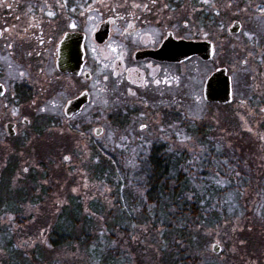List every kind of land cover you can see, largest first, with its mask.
Returning a JSON list of instances; mask_svg holds the SVG:
<instances>
[{
  "label": "flooded vegetation",
  "instance_id": "flooded-vegetation-1",
  "mask_svg": "<svg viewBox=\"0 0 264 264\" xmlns=\"http://www.w3.org/2000/svg\"><path fill=\"white\" fill-rule=\"evenodd\" d=\"M263 13L264 0H0V160L10 162L0 168L3 183L11 184V163L40 138L39 127H64L65 143L42 142L54 152H73L77 140L122 160L112 188L122 179L139 190L151 187L152 157H177L188 141H229L216 133L232 131V106L264 104L252 76L234 89L230 69L233 61L259 62ZM218 69L229 78L230 101L206 97ZM189 108L201 109L198 117L186 120ZM26 175L33 179L32 168Z\"/></svg>",
  "mask_w": 264,
  "mask_h": 264
},
{
  "label": "rangeland",
  "instance_id": "rangeland-1",
  "mask_svg": "<svg viewBox=\"0 0 264 264\" xmlns=\"http://www.w3.org/2000/svg\"><path fill=\"white\" fill-rule=\"evenodd\" d=\"M264 20V13H263ZM264 52V51H263ZM259 62L252 63L248 62L242 64L240 60L233 61L231 63V75L236 83L234 89L237 92L241 91V80L249 81L252 76V84L254 87H258L260 91L258 94H262L264 100V53L260 55ZM254 74H257L258 77H255ZM250 77V78H249ZM249 85V84H248ZM232 123L230 133L224 132V128H219V131L216 135H230V140L227 142H212L213 146L218 147L219 144H230L232 140L236 138H242L241 131H245L246 135L250 134L249 138H253L256 144L255 147L258 148V152L254 154V157L248 159H236L241 161L242 169L240 171L245 174V185H243V190H240V193L237 192V198L235 197V189L233 190L229 184V178H238L236 173H229V169L225 174L226 181L217 179V184L219 187H229V189L224 192L223 200L216 205L215 212L216 215L220 217H206L204 219H199L197 221V227L200 230L201 236L198 239L199 246L196 247L194 255L202 258L208 264H264V239H261V236H264V230L259 231L257 235H252L249 233L250 240L251 237H258L254 242L255 248L259 249L258 254H253V252L247 251V242L245 239L239 238V235L245 230H250L251 228L245 227L247 223L248 215L246 216V209L248 207L261 203L259 195H252L250 189H255L254 181H257L260 177L261 182H264V176L261 173H264V104L258 105L257 110L247 111L240 110L237 107L232 106ZM199 110L196 108L184 109L183 114H185V119H191V116L198 117L197 114ZM203 117H206L203 115ZM217 118H221L219 112H215V122L219 124L220 121ZM234 120V119H236ZM184 119V120H185ZM185 120V121H186ZM235 122V123H234ZM45 128L39 127L41 133L47 135H40V138L37 141L34 139L27 142L28 149L25 153V156L17 155L18 157L14 160L12 166L14 170L10 176L9 189L13 191L14 195H17L16 199L19 205L16 207L17 212H13L15 209H1L2 217H0V227L6 229L4 234H0V257L4 251L3 245L4 239H1V236H10L12 235L14 239L15 246L21 247L25 250H32L36 247L37 244L44 245L48 229H50L51 223L54 219L56 213L61 212V210L69 204L71 198H76L82 205V211L80 216L87 213H93L96 217H99L101 220L100 224L106 220L110 221V217L118 215L123 209L130 207L126 206V202L120 196V190L112 188L111 184L108 183L103 177L102 172V160L106 159V154L96 156L95 150L90 148L89 143L86 145L75 141V147L72 149L73 152H70L71 149H60L56 148L54 152L53 149L45 148L47 143L44 142L45 137H50L56 140L59 138L61 143H65L64 140V127L60 130H44ZM60 135L55 136L52 134ZM36 139V138H35ZM41 143V144H40ZM40 144V146H39ZM111 145V143H105ZM218 144V145H217ZM181 145V144H180ZM39 146L38 154L32 156L30 154L31 150L29 147ZM176 146V145H175ZM174 146V149H175ZM220 146V145H219ZM181 149L187 151L196 158L197 167L200 164H203V161L207 162V154L209 152L208 147L199 142H184L181 145ZM216 149V148H215ZM217 150V149H216ZM51 152V153H50ZM51 154L49 157L48 155ZM227 155H231L230 152H226ZM69 155L68 161L64 160V156ZM53 156V157H52ZM112 160H115L112 157ZM236 158V157H235ZM5 158L0 160V168L9 166L10 162ZM51 160L54 162L52 164ZM37 163L41 164V168ZM223 169L227 168L226 160L221 159ZM133 164V162H130ZM238 163H236L237 165ZM253 166V167H251ZM24 168H27V171L24 172ZM32 168L33 177L32 180L28 179L29 176L26 173L29 172V169ZM211 171L218 169L216 163L213 162L211 166ZM201 170V169H198ZM239 172V171H237ZM0 172V178L2 177ZM207 179V176H203ZM216 179H214L215 181ZM243 180V179H241ZM244 181V180H243ZM184 189L193 190V193L190 196H194V192H203L207 190V186L204 188L203 184L198 185L192 180H189ZM205 182V181H203ZM131 186L134 188L135 185L131 183ZM236 186H241L237 184ZM204 188V189H202ZM143 192V190H138ZM149 193V196H151ZM208 199L210 198L207 196ZM237 200V202L235 201ZM243 200V201H242ZM209 201L213 202L214 197H211ZM210 203V202H207ZM226 205L223 206V204ZM240 205L242 207H240ZM240 208L244 210L242 213ZM132 215H138L140 208L131 209ZM130 212V211H129ZM139 221V224L127 225L125 222H119V228L116 229L115 239L105 245L103 240L98 237L96 243H98L97 252L93 251L94 247L97 246L92 244L90 246L78 245V244H65L61 247H51L49 252L52 259L57 262L60 261L63 264H97V259L95 255L98 254V251L106 250L111 248L112 251L118 249H126L130 252L129 263L137 264L135 256L137 252L131 250V247L127 243V239H130L133 243H138L142 248L148 250L153 248V237L152 231L150 228L149 222ZM158 221V218H156ZM253 220V218H251ZM103 221V222H102ZM138 221V219H137ZM160 221V219H159ZM158 221V222H159ZM136 222V221H135ZM253 223V222H252ZM122 225V226H121ZM254 225V224H253ZM158 228L160 227L157 224ZM247 226V225H246ZM3 230L0 229V233ZM245 232V231H244ZM160 236V233H156V237ZM122 241V242H121ZM157 241V240H156ZM260 242V243H259ZM217 244L219 250L217 253L212 252V245ZM112 245V247H111ZM242 245V246H240ZM100 246V249H99ZM41 247V246H40ZM242 247V248H241ZM115 248V249H113ZM156 248V247H155ZM138 250V249H136ZM134 252V253H133ZM57 264V263H56Z\"/></svg>",
  "mask_w": 264,
  "mask_h": 264
},
{
  "label": "trees",
  "instance_id": "trees-1",
  "mask_svg": "<svg viewBox=\"0 0 264 264\" xmlns=\"http://www.w3.org/2000/svg\"><path fill=\"white\" fill-rule=\"evenodd\" d=\"M242 134L245 137L241 139L238 137L235 141L231 139L228 146L224 143L219 144L220 146L217 144L218 147L213 146L211 143H202L208 147L209 152L206 157L207 162L203 161V164H200L197 168H195L197 166L196 158L187 151L173 158L152 157L151 187L148 190H143V192L133 188L130 182L127 183L121 179L119 182L121 184L116 185L117 189H115L120 190V196H123L122 198L126 202L127 207L131 209L140 208L138 215H132L130 208L128 210L125 207L118 215L110 217V221L106 222L105 220L104 222L102 221L103 224H100L101 220L93 213L80 216L82 205L78 199L72 198L61 212L54 215L55 217L46 235L45 246L37 244L36 247L28 251L25 248L22 249L15 246L12 235L1 236L5 244L3 245L4 251L0 257V264H63L52 259L49 252L51 247H61L65 244H82L88 247L95 244L97 246L94 247L93 251L97 252L98 243H96V240L98 237L106 245L115 239L116 229L120 227L118 225L119 222H125L129 226L139 224V221H142L141 219L144 222H149L147 224L151 223L150 228L154 247L146 250L138 243H133L130 239H127L131 250L137 252L135 256L137 264H208L200 256L194 255L197 250L196 247L199 246L198 239L201 236L200 230L196 228L198 226L197 221L200 218L220 217L216 215V205L223 200L224 192L229 187H219L215 183H218L217 179L226 181L225 174L228 169L230 170L229 173L234 172L238 176V178H229L228 180L230 185H234L230 187L233 190L235 189V197H238L236 191L240 193V190H243L241 188L245 185V174L240 171L242 165L241 161L238 162V160L244 158L252 159L254 154L258 152V148L255 147L254 139L249 138L250 134L246 135V132ZM226 152H230L231 155H227ZM223 158L227 162L225 164L227 168L225 169L221 167L222 163H220ZM117 161L119 162L118 164ZM117 161L114 162L111 157L102 161L104 170L102 175L110 184L118 182L117 178L123 176L122 169L124 165L121 163L122 160L118 159ZM213 162L216 163L218 169L212 172L211 166ZM236 163L238 164L236 165ZM115 167L120 170L111 172V169ZM107 168H110V170L108 171ZM171 168L179 169L180 173L173 174L169 171ZM261 175L264 176V173L262 172ZM203 176L208 178L205 179ZM214 179L216 180L214 181ZM189 180L198 185L203 184L204 188L207 186V190H203L201 193L194 192V196H190L193 190L184 189V186L190 183ZM169 182H174L178 187H171ZM237 184L241 186L238 187L236 186ZM253 185L256 188L250 189V192L252 195H259L261 203L246 209L245 213L248 218L247 226L245 225V227L251 229H245V232L243 231L239 235V238L245 239L247 242V251L248 253L252 251V255L258 254L261 248H255L253 241L259 238L251 237L252 240H250L249 233L257 235L259 231L264 230V182H261L259 177L257 181H254ZM8 186L9 184L3 183L1 177L0 217H2L1 209L12 210L15 208L13 212H17L16 207L19 205L16 199L17 195H14ZM149 193H152L150 194L151 196H149ZM207 196L210 198L214 197V201H209L210 198L208 199ZM235 201L237 202L236 199ZM240 207L242 206L240 205ZM240 210H243V208H240ZM241 212L244 213V210ZM156 218H158V221L160 219V221L158 222ZM157 224L160 225L159 228ZM0 229L3 230L0 234H4L6 229L1 227ZM158 232L160 236L156 237V241L155 236ZM261 239H264L263 235ZM95 257L97 264H130V252L123 248H116L115 251L107 248L106 250L98 251Z\"/></svg>",
  "mask_w": 264,
  "mask_h": 264
},
{
  "label": "water",
  "instance_id": "water-1",
  "mask_svg": "<svg viewBox=\"0 0 264 264\" xmlns=\"http://www.w3.org/2000/svg\"><path fill=\"white\" fill-rule=\"evenodd\" d=\"M174 58H177L175 52L171 53ZM170 55V54H169ZM66 57V53L64 49H62L59 63L61 65V69H65V62L64 58ZM205 94L207 99L210 100H217V101H230V85H229V78L225 75L223 69H218L215 71L208 79L206 86H205ZM71 104H76L74 101ZM78 105V104H77ZM219 247L217 244L212 245V251L217 253Z\"/></svg>",
  "mask_w": 264,
  "mask_h": 264
},
{
  "label": "snow or ice",
  "instance_id": "snow-or-ice-1",
  "mask_svg": "<svg viewBox=\"0 0 264 264\" xmlns=\"http://www.w3.org/2000/svg\"><path fill=\"white\" fill-rule=\"evenodd\" d=\"M205 2H207V0H205ZM136 7H139V5H136ZM145 7H146V5H145ZM49 15H52V13H49ZM21 75H23V74H21ZM144 127H146V125H141V128H144ZM65 159H68V157H65ZM24 171H27V169H25Z\"/></svg>",
  "mask_w": 264,
  "mask_h": 264
}]
</instances>
